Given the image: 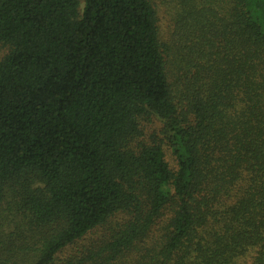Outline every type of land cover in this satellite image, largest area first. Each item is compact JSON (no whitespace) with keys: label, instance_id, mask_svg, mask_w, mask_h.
Returning <instances> with one entry per match:
<instances>
[{"label":"trees","instance_id":"16d2710c","mask_svg":"<svg viewBox=\"0 0 264 264\" xmlns=\"http://www.w3.org/2000/svg\"><path fill=\"white\" fill-rule=\"evenodd\" d=\"M169 1L0 0V264H264V0Z\"/></svg>","mask_w":264,"mask_h":264},{"label":"rangeland","instance_id":"374dc122","mask_svg":"<svg viewBox=\"0 0 264 264\" xmlns=\"http://www.w3.org/2000/svg\"><path fill=\"white\" fill-rule=\"evenodd\" d=\"M153 2H154V8L157 14L159 30L161 34L163 35V37L166 38L171 31V25H172L169 7L174 6V5L169 0H153ZM4 53H5L4 51H0V58L4 55ZM165 155H166V160L170 163L172 167H174V163L172 161V157L170 156V154L166 152ZM11 229H12V226L9 227V230ZM99 233L101 232H96V234H99ZM96 234H93V235L90 234L83 240L75 243V245L68 247L62 254L63 258L64 257L65 258H75V257L80 256L81 253H84V251L89 248V244H91L93 239L96 238L95 237ZM255 254H256V250H251L247 255L236 260L234 264H251Z\"/></svg>","mask_w":264,"mask_h":264}]
</instances>
